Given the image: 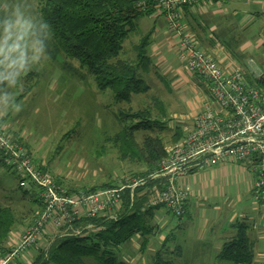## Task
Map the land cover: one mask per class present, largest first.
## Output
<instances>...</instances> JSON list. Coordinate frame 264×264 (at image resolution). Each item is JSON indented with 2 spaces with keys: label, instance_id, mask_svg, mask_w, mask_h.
Returning <instances> with one entry per match:
<instances>
[{
  "label": "rangeland",
  "instance_id": "obj_1",
  "mask_svg": "<svg viewBox=\"0 0 264 264\" xmlns=\"http://www.w3.org/2000/svg\"><path fill=\"white\" fill-rule=\"evenodd\" d=\"M41 1L0 0V123L12 132L18 131L33 164L51 172L67 189L84 192L107 181L119 183L133 168L120 157L121 132L135 120L122 123L116 115L128 106L137 110L152 105L151 96L158 97L163 111L159 114L154 109L152 117L166 121L165 128L160 132L155 128L139 130L135 137L141 141L146 134L158 135L168 150L174 128L180 126L185 131L196 110H200L208 99L207 87L203 82H172V71L165 70L153 58L149 72L139 73L150 86L149 91L132 94L130 102L115 101L110 90L100 91L96 87L87 67L76 59L61 55L52 61L45 56L32 32V27L41 22ZM156 21L162 22V16L140 17L138 30L123 44L124 49L129 48L126 56L133 55L130 43H134L139 35L153 32ZM120 56L126 57L123 53ZM172 60L174 69L181 65L177 57L173 56ZM63 61L67 63L66 67L61 66ZM3 164L0 161V206H10L17 219L8 241L14 248L17 232L36 219L37 210H42L43 205L38 209V190L20 187L17 173ZM236 166L240 168L234 166L223 172H216V166H211L186 176L191 189L203 195L200 201L204 208L221 205L225 214L221 219H227L229 213L238 216L244 203L253 196L249 188L255 175L245 168L246 164ZM157 211L152 209L165 218L160 223L171 219L170 212ZM113 212L115 209L110 214ZM241 223L244 222L237 219L233 224L237 232ZM152 224L148 221L149 226ZM134 238L139 242L143 238L150 240L151 236L135 234ZM46 241L48 243L49 239L42 238L38 246L45 247ZM130 244L116 248L117 253L127 250ZM147 251L144 252L147 264H154L158 254L159 258L170 259L164 246L157 250L160 253ZM35 252L36 249H27L23 261L27 262ZM131 257L132 253H129L127 263L134 264Z\"/></svg>",
  "mask_w": 264,
  "mask_h": 264
},
{
  "label": "trees",
  "instance_id": "obj_2",
  "mask_svg": "<svg viewBox=\"0 0 264 264\" xmlns=\"http://www.w3.org/2000/svg\"><path fill=\"white\" fill-rule=\"evenodd\" d=\"M160 1L42 0L41 22L32 27V32L49 60L56 61L61 55L76 59L87 67L100 91L110 90L117 102H130L132 94L149 91L150 86L139 77V73L149 72L153 64L147 54L151 32L139 35L134 43H130L133 55L126 56L129 48L124 49L123 44L138 30V20L142 16L156 13L163 14L167 19L169 13L177 12L176 20L183 30L180 11L183 7L194 6L183 4L175 9H167ZM167 25L169 27L168 21ZM121 53L126 57L122 58ZM66 64L63 61L61 66L66 67ZM151 104L137 110L128 106L116 115L122 123L135 120L130 126L123 127L119 150L121 159L127 160L133 167L128 170L129 175L119 183L115 184V180L107 181L85 190L92 192L118 187L126 180H138L136 185L126 186L124 189L120 208L112 214L79 217L56 232L51 230L45 235L49 239L48 243L46 241L47 245L38 246L34 256L27 262L22 260L25 250L7 264H128L120 256L121 251L118 254L116 248L118 250L121 245L130 243L135 234L145 237L152 230L148 225V216L152 209L160 207L146 206V200L150 193L162 187L161 178L155 175L158 163L166 155L167 149L158 135L146 134L141 141L135 137V132L139 130L155 128L160 132L165 128L166 121L152 117L154 109L162 114L161 100L151 96ZM0 121L2 122L1 119ZM185 131L176 126L169 139L171 144L181 140ZM13 138L21 141L18 137ZM0 161L2 162L1 150ZM38 203L42 207L40 199ZM16 220L10 206H0V259L13 249L8 241L14 232ZM246 228V223L238 225L236 236L222 244L218 252L219 260L231 264H253L255 251L253 242L246 235ZM146 240L143 238V245ZM158 255L154 257V264H173Z\"/></svg>",
  "mask_w": 264,
  "mask_h": 264
},
{
  "label": "built area",
  "instance_id": "obj_3",
  "mask_svg": "<svg viewBox=\"0 0 264 264\" xmlns=\"http://www.w3.org/2000/svg\"><path fill=\"white\" fill-rule=\"evenodd\" d=\"M219 0H161L163 7L175 9L183 4L199 5ZM264 16V5L262 9ZM167 15L169 28L177 31L178 58L188 72L201 78L208 90L200 110H196L185 136L171 145L158 163L156 177L162 187L150 193L146 206L164 207L177 218L185 214L191 186L186 176L225 161L246 164L255 175L252 192L264 201V75L256 82H245L240 70L225 73L189 35L183 32L176 18ZM264 37V28H263ZM2 162L17 173L19 186L35 187L43 209L19 235L15 247L0 264H7L25 250L38 249V242L49 230L70 224L79 217H96L119 209L126 186L138 180L121 182L118 187L92 192L67 189L48 170L31 161L25 145L7 133L0 123ZM120 182V181H119ZM130 183V184H129ZM264 264V260L258 262Z\"/></svg>",
  "mask_w": 264,
  "mask_h": 264
},
{
  "label": "crops",
  "instance_id": "obj_4",
  "mask_svg": "<svg viewBox=\"0 0 264 264\" xmlns=\"http://www.w3.org/2000/svg\"><path fill=\"white\" fill-rule=\"evenodd\" d=\"M263 5L264 0L205 2L183 7L180 11V21L184 32L210 55L223 72L240 70L245 82L251 83L258 81L264 75ZM151 16H162L163 21H158L159 23L156 21L153 32L150 31L152 33L147 48L150 58H155L165 70L172 71V82H204L188 72L180 60L181 65L173 68L172 57L178 58V34L168 27L167 19L163 14L156 13ZM5 128L12 136L22 140L18 131H10L6 125ZM236 165L239 164L225 161L215 165L214 170L223 172L225 169L231 170L234 166L239 169L240 167ZM253 181L250 184V191ZM202 197L203 195L191 189L183 217L177 218L172 214L171 219L163 224L160 221H164L165 218L151 210L148 216V221L153 223L150 225L152 230L148 233L151 239H147L143 245V239L138 242L133 236L130 241L131 246L121 251L123 260L128 262L129 253H132L131 259L134 264H147L144 252L150 250L158 253L157 250H161L164 246L170 258L167 260L173 264H229L230 262L218 259V252L225 241L236 236V226L233 224L240 219L246 223V235L253 242L255 251L253 264L263 261L264 201L256 199L254 195L250 196L238 216L229 213L226 214L227 219H221V216H225L221 205L204 208L200 201ZM154 209H158L157 212L163 209L167 211L164 207ZM29 225L17 232L15 243Z\"/></svg>",
  "mask_w": 264,
  "mask_h": 264
}]
</instances>
